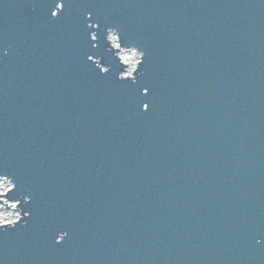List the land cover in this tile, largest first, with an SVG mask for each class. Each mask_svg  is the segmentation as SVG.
<instances>
[{
  "label": "water",
  "instance_id": "obj_1",
  "mask_svg": "<svg viewBox=\"0 0 264 264\" xmlns=\"http://www.w3.org/2000/svg\"><path fill=\"white\" fill-rule=\"evenodd\" d=\"M59 2L0 0V264H264V0Z\"/></svg>",
  "mask_w": 264,
  "mask_h": 264
},
{
  "label": "rangeland",
  "instance_id": "obj_2",
  "mask_svg": "<svg viewBox=\"0 0 264 264\" xmlns=\"http://www.w3.org/2000/svg\"><path fill=\"white\" fill-rule=\"evenodd\" d=\"M113 43L116 46H118L117 38ZM122 51H128V53H130L131 58H132V60L129 62L131 64V66L129 68L125 69V71L123 72V75L124 76H133L134 71L139 66L138 63L140 61L141 55L138 52H136L134 49L122 50ZM10 189H11V186H9L5 183L0 184V195L1 196L6 195ZM0 201L2 202V204L0 203V224H2V225L13 224V223H15V221L22 219V216L20 215L19 212L13 211L15 209H18L16 202L11 203L4 197H0ZM4 204H6V205H4ZM6 207H10V209H6Z\"/></svg>",
  "mask_w": 264,
  "mask_h": 264
},
{
  "label": "snow or ice",
  "instance_id": "obj_3",
  "mask_svg": "<svg viewBox=\"0 0 264 264\" xmlns=\"http://www.w3.org/2000/svg\"><path fill=\"white\" fill-rule=\"evenodd\" d=\"M64 7H65V5H64V3H63V0H61V2H59V3L56 4V8H57L58 10L63 9ZM56 14H57L56 12H53V13H52L53 16H55ZM92 26H98V25H92ZM92 39L95 40V39H96V36H92ZM117 39L120 40V37L118 36ZM142 53H143V52H142ZM143 57H144V53H143ZM89 59H91V57H89ZM141 61H142V60H141ZM141 61H140V64H141ZM105 72H107V70H105ZM136 72H137V70H136ZM123 79H128V78H123ZM132 79H134V78H132ZM144 91H145V93H147V92H148V89L145 88ZM143 107H144L145 109H147V108L149 107V105H148V104H144ZM0 228H2V227H0ZM66 235H67V234H66ZM62 241H63V240H62ZM57 243H58V242H57Z\"/></svg>",
  "mask_w": 264,
  "mask_h": 264
},
{
  "label": "bare ground",
  "instance_id": "obj_4",
  "mask_svg": "<svg viewBox=\"0 0 264 264\" xmlns=\"http://www.w3.org/2000/svg\"><path fill=\"white\" fill-rule=\"evenodd\" d=\"M115 48H116V45H115ZM118 55H119L121 62L125 65H128L127 68H129L131 66L129 62L132 60L130 53H128V51L121 50Z\"/></svg>",
  "mask_w": 264,
  "mask_h": 264
},
{
  "label": "clouds",
  "instance_id": "obj_5",
  "mask_svg": "<svg viewBox=\"0 0 264 264\" xmlns=\"http://www.w3.org/2000/svg\"><path fill=\"white\" fill-rule=\"evenodd\" d=\"M108 32H109V39H111L114 42L116 40V35H115L116 30L115 29H109ZM3 226H5V225L0 224V227H3ZM63 235H64V239H65L66 233H64Z\"/></svg>",
  "mask_w": 264,
  "mask_h": 264
},
{
  "label": "built area",
  "instance_id": "obj_6",
  "mask_svg": "<svg viewBox=\"0 0 264 264\" xmlns=\"http://www.w3.org/2000/svg\"><path fill=\"white\" fill-rule=\"evenodd\" d=\"M3 183V182H2ZM2 183H0V184H2Z\"/></svg>",
  "mask_w": 264,
  "mask_h": 264
}]
</instances>
